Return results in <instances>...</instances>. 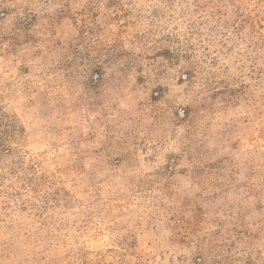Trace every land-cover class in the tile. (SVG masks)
<instances>
[{"label":"rangeland","instance_id":"1","mask_svg":"<svg viewBox=\"0 0 264 264\" xmlns=\"http://www.w3.org/2000/svg\"><path fill=\"white\" fill-rule=\"evenodd\" d=\"M0 130V264H264V0H0Z\"/></svg>","mask_w":264,"mask_h":264},{"label":"trees","instance_id":"2","mask_svg":"<svg viewBox=\"0 0 264 264\" xmlns=\"http://www.w3.org/2000/svg\"><path fill=\"white\" fill-rule=\"evenodd\" d=\"M9 131L8 130H0V133L1 134H3V133H8ZM2 137V136H1ZM0 145H2L1 143H0ZM4 147V146H3ZM11 149L10 148H8V147H4L3 149H2V151L4 152V153H7V152H9ZM0 154H1V150H0Z\"/></svg>","mask_w":264,"mask_h":264}]
</instances>
